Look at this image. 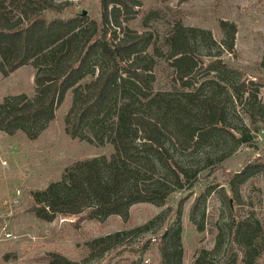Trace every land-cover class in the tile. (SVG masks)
Returning a JSON list of instances; mask_svg holds the SVG:
<instances>
[{"label":"rangeland","instance_id":"rangeland-1","mask_svg":"<svg viewBox=\"0 0 264 264\" xmlns=\"http://www.w3.org/2000/svg\"><path fill=\"white\" fill-rule=\"evenodd\" d=\"M52 1L62 9L55 17L80 15L84 24L91 20L100 23L101 0ZM133 1L140 5L133 8L139 9L138 14L122 15L119 23L152 37L148 54L153 47L164 51L168 33L178 20L198 31L191 42L198 64L192 75L197 87L210 80L199 99L207 94L225 102L223 125L207 128L210 136L192 141L173 136L165 146L169 145L170 158H164L186 171L185 188L172 193L164 205L131 206L126 220L116 215L102 220L91 209L78 215H57L35 204L33 193L60 181L76 162L113 153L106 136L100 143L101 136L94 138L89 130H84L89 141L69 135L66 119L72 89L55 109L53 121L35 139L22 132L8 135L0 131V264H49L53 253L76 264H162L159 239L163 232L176 228L181 231V264H194L198 258L203 264H264V170L252 167L264 163V0ZM220 22L235 27L231 51ZM201 60L205 64L220 60L224 67L203 75ZM157 69L162 74L158 72L154 87L162 89L166 64L159 63ZM36 72L30 60L8 74L0 73V104L12 96L33 98ZM92 79L84 77L73 89L84 92ZM201 107L204 105L193 106L192 115L206 124ZM140 113L153 120L164 117L156 106H142ZM244 137L246 142L241 141ZM243 170L246 174L235 184L234 197L229 181ZM154 180L171 182L160 169ZM232 220L257 230L253 250L247 255L233 238ZM117 232L125 234L116 243L109 241L103 255L104 244L90 250L93 240Z\"/></svg>","mask_w":264,"mask_h":264},{"label":"trees","instance_id":"trees-1","mask_svg":"<svg viewBox=\"0 0 264 264\" xmlns=\"http://www.w3.org/2000/svg\"><path fill=\"white\" fill-rule=\"evenodd\" d=\"M101 6L100 23L91 20L84 24L80 15L55 17L62 9L52 0H0V73L8 74L30 60L37 69L33 98L12 96L0 104V131L8 135L22 132L35 139L53 121L55 109L72 89L74 97L66 119L69 135L88 140L84 130H89L94 138L101 136L100 143L106 136L113 153L76 162L66 169L60 181L33 193L35 204L57 215H78L91 209L102 220L114 215L126 220L131 206H161L172 193L185 188L189 176L177 163L164 158H170L169 145L165 146L173 136L190 141L210 136L207 128L223 125L225 102L207 94L199 99V92L210 80L197 87L192 75L198 66L191 43L197 30L186 28L178 20L168 33L164 51L153 47L148 54L152 37L127 30L119 23L122 15L136 16L139 9L133 8L140 5L133 0H101ZM219 26L227 32V49L231 51L235 27L227 22H220ZM159 63L166 64L167 69L162 89L154 87L155 78L161 73L157 69ZM201 64L203 75L224 67L220 60L208 64L201 60ZM88 75L93 79L84 92L77 93L73 88ZM244 84L245 80L242 87ZM200 104L204 105L201 110L206 124L192 115L193 106ZM142 106H156L164 117L146 118L140 113ZM241 141L246 142L247 138ZM252 167L264 170V163ZM159 169L171 178L169 184L154 180ZM246 171L229 181L234 197V186ZM150 180L156 182L150 185ZM177 205L179 216L181 202ZM232 232L245 254L252 252L257 230L246 222L232 220ZM124 234L97 238L89 244L90 250L104 244L100 253L103 255L110 247L109 241L116 243ZM180 234V228L162 233V264H181ZM200 260L194 264H203ZM49 264L76 263L53 253Z\"/></svg>","mask_w":264,"mask_h":264},{"label":"water","instance_id":"water-1","mask_svg":"<svg viewBox=\"0 0 264 264\" xmlns=\"http://www.w3.org/2000/svg\"><path fill=\"white\" fill-rule=\"evenodd\" d=\"M82 15H85V13L83 12Z\"/></svg>","mask_w":264,"mask_h":264}]
</instances>
